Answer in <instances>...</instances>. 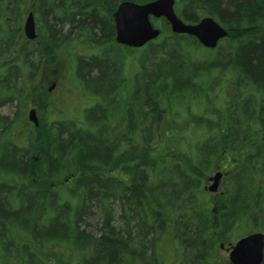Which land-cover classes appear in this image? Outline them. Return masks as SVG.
Segmentation results:
<instances>
[{"label":"trees","instance_id":"obj_1","mask_svg":"<svg viewBox=\"0 0 264 264\" xmlns=\"http://www.w3.org/2000/svg\"><path fill=\"white\" fill-rule=\"evenodd\" d=\"M120 1L0 0V107H16L0 118V264H54L34 263L25 244L33 241L72 246L76 264H164V238L176 243L172 264H224L221 242L246 227L264 230V0H175L184 21L211 16L228 31L213 49L171 32L163 18L160 36L143 47L118 45ZM26 10L38 22L31 48L18 46ZM78 44L93 51L78 54L74 69L94 105L83 121L40 120L19 134L41 63ZM127 57L136 60L129 75ZM122 148L129 153L120 159ZM219 163L223 192L210 197L203 181ZM97 172L103 200L122 211L139 206L136 217L119 216L118 230L104 217L97 232L80 230L94 200L85 177ZM14 229L28 239L16 242Z\"/></svg>","mask_w":264,"mask_h":264},{"label":"rangeland","instance_id":"obj_2","mask_svg":"<svg viewBox=\"0 0 264 264\" xmlns=\"http://www.w3.org/2000/svg\"><path fill=\"white\" fill-rule=\"evenodd\" d=\"M26 11L23 13L21 19V26H22L23 18L26 15ZM154 24H156V26H158L159 28L161 27L160 21H154ZM23 43H25L29 48L33 46V43L26 42L24 37H21L18 40V46ZM82 48L83 45L81 44L73 45L72 47H67L62 51L61 58H63V60L59 58L56 62H51V63H48V61H43L42 64L40 65L41 69L38 70L35 78V84L38 86V89L35 90L34 94H32L31 96L29 95L30 97H28L29 99L26 100V103H30L31 101H34V103L37 104L39 108L38 110L39 116L44 123H47L48 121H51L53 119L54 120L73 119L76 122L83 121L86 109L94 105L96 101L95 97L93 95H88V94L85 96L83 95L85 93L84 92L85 90L82 89L81 86L79 85L76 74L74 75V63L78 54H90L91 52H93L90 49H86V48L82 49ZM135 61H136L135 59L132 58L131 61V58L127 57L125 61V67H124L125 69L123 70V73L126 72V74L129 75L128 70H130V72L132 73V71L134 70ZM53 80H56L57 86L54 90L52 89L51 91H48L47 88L49 84L52 83ZM15 109L16 107L13 103H9L0 107V118H4V119L6 118V120L8 117L11 118ZM27 109H28V104L24 108L23 116L25 117V119H26ZM28 129L29 127L24 126L23 124L19 125L17 128L19 134H26ZM191 130L195 133L202 134V132L198 129L191 128ZM120 134L124 135V131L121 130ZM180 135L181 137L185 136L183 133H181ZM181 137L179 138L181 139L180 141L181 143H178L177 147L183 149L182 143L184 142V139H182ZM124 151H126V154L129 153V149L122 148V150L119 152L120 159L122 158ZM36 157L40 158V156H38L37 154ZM155 166H157V164ZM215 170H221L222 172L226 171L224 166L219 163L208 174H212ZM64 176H66V174L58 178L59 183H61V180L63 181ZM55 182L56 181H53V183ZM221 188H222V181H221ZM218 194L219 193H210V197H213L214 195L218 196ZM117 211H118L117 207H113V213L115 215ZM72 218L73 217L70 215L69 220H71ZM82 220H83L82 224L87 227L88 231H91L93 233H95V231L97 232L96 228L97 227L99 228L103 224L101 213L96 207L91 209V213L88 216L84 215ZM121 224L122 221L120 219L118 220L116 217L113 223H111V225L114 226L116 230H118V227ZM252 230H254L252 227L243 228L241 229V232H239L240 233L239 235L246 234ZM12 233L14 234L13 239L16 242L22 239H26V240L28 239L27 236H25L22 233V231H19L17 229H14ZM239 235H235L229 241L234 242L236 238H238L237 236ZM175 244H176L175 242H172L166 238L162 239L160 243V252L163 256L164 264H172L176 260ZM32 249H34L35 253L38 256L40 254L44 259V261L48 263L50 262L57 264V262H60L59 264L62 263L76 264L78 260V258H76L77 257L75 255L76 252L74 251L73 247L68 244L56 243L51 245L46 243H40L39 241H33L31 242V250ZM218 252L220 254L221 259L227 261L228 259L227 252L222 249H219ZM57 258L60 261H57L56 260Z\"/></svg>","mask_w":264,"mask_h":264},{"label":"water","instance_id":"obj_3","mask_svg":"<svg viewBox=\"0 0 264 264\" xmlns=\"http://www.w3.org/2000/svg\"><path fill=\"white\" fill-rule=\"evenodd\" d=\"M163 17L174 33L194 36L204 47L214 48L218 41L227 36L224 29L210 16L202 17L196 23L182 21L174 11V0H151L137 3L132 0L121 1L112 13L115 29V41L129 47H141L155 39L160 30L155 27L150 17ZM23 32L28 39L36 36L33 13L30 11L24 18ZM53 85L49 87L51 90ZM28 119L38 123L34 109L28 111ZM222 173L217 172L210 177L212 183L207 187L216 191ZM264 234L256 232L239 239L229 253V260L233 264H261L263 258Z\"/></svg>","mask_w":264,"mask_h":264},{"label":"bare ground","instance_id":"obj_4","mask_svg":"<svg viewBox=\"0 0 264 264\" xmlns=\"http://www.w3.org/2000/svg\"><path fill=\"white\" fill-rule=\"evenodd\" d=\"M106 120H108V119L105 118L103 120V122L107 124ZM115 126H117V123L116 124L114 123L112 125V122H109L108 128H109V132L110 133L120 132L121 130L124 129V127L121 128V127L118 126L119 128H117V130H115ZM100 174H102V173L97 172V174L96 173L94 174L95 177L88 176V175H86V177H85V180L90 183L89 184L90 185V187H89V194L91 195V199L94 198L93 201H90L89 202V206H88L89 208L85 212V216L86 215L88 216L91 213V209L96 207L100 211L101 217H104L105 222L107 220L108 225L110 226L111 223H113V221L115 219L112 216L113 207L111 205V201L110 202H107V201L103 200V196H102L101 189L97 187V186L100 187V185H102V182H104L103 178H101L99 176ZM127 175H128V173H127ZM122 182L125 183V184H127V183H129V180L128 179H123ZM99 200H102L103 203L100 202ZM138 207H139L138 204H134L133 203L130 207H126V209H124V211H122V209L117 208L118 211H117L116 215H114V216L118 220H119V216H121L122 214H125L126 216L128 215V216H135L136 217L137 216L136 214H138V212H137ZM129 211H131V212H129ZM84 228L86 229V226L85 225H83V224L80 225V230L81 229H84Z\"/></svg>","mask_w":264,"mask_h":264},{"label":"flooded vegetation","instance_id":"obj_5","mask_svg":"<svg viewBox=\"0 0 264 264\" xmlns=\"http://www.w3.org/2000/svg\"><path fill=\"white\" fill-rule=\"evenodd\" d=\"M78 83H79V82H78ZM79 85H80V84H79ZM56 86H57V83H56V85H55V88H56ZM80 86H81V85H80ZM55 88H54V89H55ZM81 88L84 89L82 86H81ZM54 89H53V90H54ZM68 89H70V88H68ZM66 92H67V91H66ZM84 92H85V93H84L83 95L85 96L87 92H86V91H84ZM32 259H34L33 261H34L35 263H36L37 260H38V259L35 258V257H33Z\"/></svg>","mask_w":264,"mask_h":264}]
</instances>
